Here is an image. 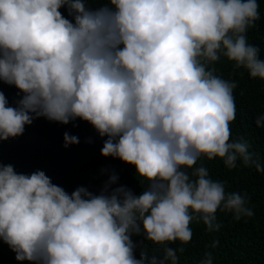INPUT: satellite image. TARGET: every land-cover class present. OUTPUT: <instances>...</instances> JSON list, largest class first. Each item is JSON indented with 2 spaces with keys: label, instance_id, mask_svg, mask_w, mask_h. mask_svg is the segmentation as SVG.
Returning <instances> with one entry per match:
<instances>
[{
  "label": "clouds",
  "instance_id": "9594fccd",
  "mask_svg": "<svg viewBox=\"0 0 264 264\" xmlns=\"http://www.w3.org/2000/svg\"><path fill=\"white\" fill-rule=\"evenodd\" d=\"M259 19L258 0H0V82L23 93L13 107L0 91V142L36 118L81 119L107 137L103 156L147 181L137 195L114 187L113 172L99 194H69L42 170L17 173L0 160V241L16 259L146 264L132 238L143 235L164 248L150 264H177L168 245L191 242L193 221L211 233L218 210L253 217L247 194L226 192L198 162L220 158L231 170L239 160L264 172L250 144L231 139L236 82L209 67L223 56L264 80L260 49L247 40ZM64 141L79 144L67 132ZM201 264H213L211 253Z\"/></svg>",
  "mask_w": 264,
  "mask_h": 264
},
{
  "label": "trees",
  "instance_id": "16d2710c",
  "mask_svg": "<svg viewBox=\"0 0 264 264\" xmlns=\"http://www.w3.org/2000/svg\"><path fill=\"white\" fill-rule=\"evenodd\" d=\"M260 19L255 26L248 29L247 40L260 49V58L264 59V0H258ZM92 7L98 3L90 4ZM63 15L69 16L67 8H62ZM215 74L221 78L234 81L236 118L231 124V139L243 138L250 144L249 151L259 157L264 165V127H258L257 117L264 115V80L253 79L241 68L235 69L234 62L221 56L214 65ZM10 106L22 98L23 93L15 86L0 82ZM78 137L79 144L64 146V134ZM107 137H100L95 128L87 121L77 119L65 125L49 121L46 118H36L31 125L25 126L22 136L0 142V160L14 166L17 173L31 174L37 170L44 171L56 185L61 186L69 194L78 187L99 194L104 183L114 172L118 175L117 185H124L134 194H140L147 188V181L138 177L134 165L124 163L118 158L105 157L101 149ZM202 164L209 170L210 178L225 184L226 192L247 194L248 206L254 211V216L236 221L231 213L218 210L217 222L221 225L218 232H208L202 222L193 221L191 228L193 238L188 244L179 241L168 246L177 250V264H201L206 254L211 253L213 264H264V172H258L254 167H245L237 161V167L229 170L220 158L212 161L202 158ZM189 172L191 170H188ZM137 244L135 256L146 253L148 261L153 256L164 259V248L154 245L143 235L133 236ZM219 244L212 247L213 242ZM183 248V251H179ZM0 264H29L28 261H18L10 247L0 241ZM171 264V261H165Z\"/></svg>",
  "mask_w": 264,
  "mask_h": 264
}]
</instances>
